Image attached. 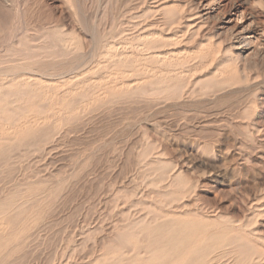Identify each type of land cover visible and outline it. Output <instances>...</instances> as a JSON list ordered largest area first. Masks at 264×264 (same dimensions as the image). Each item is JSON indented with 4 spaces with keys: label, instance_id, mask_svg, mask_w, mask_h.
Masks as SVG:
<instances>
[{
    "label": "rangeland",
    "instance_id": "rangeland-1",
    "mask_svg": "<svg viewBox=\"0 0 264 264\" xmlns=\"http://www.w3.org/2000/svg\"><path fill=\"white\" fill-rule=\"evenodd\" d=\"M113 43L114 60L107 58ZM155 51L171 57L153 59ZM0 69L3 91L36 94L16 105L3 98L0 108L41 118L29 135L0 141V204L34 196L11 214L22 219L0 229V264H91L110 251L120 252L111 263L127 262L145 251L127 247L124 229L176 212L191 215L197 234L236 235L254 260L247 264H264V0H0ZM61 102L58 115L53 106ZM8 111L1 132L17 117ZM173 173L182 187H169ZM223 248L214 251L231 261Z\"/></svg>",
    "mask_w": 264,
    "mask_h": 264
},
{
    "label": "bare ground",
    "instance_id": "bare-ground-1",
    "mask_svg": "<svg viewBox=\"0 0 264 264\" xmlns=\"http://www.w3.org/2000/svg\"><path fill=\"white\" fill-rule=\"evenodd\" d=\"M125 1V0H124ZM123 2V1H122ZM162 6V5H161ZM134 11V10H133ZM119 12V11H118ZM126 12V11H125ZM126 15V14H125ZM191 16V15H190ZM116 18V17H115ZM187 18V17H186ZM130 19V18H129ZM115 21V20H114ZM185 23V22H184ZM175 24H176V22H175ZM185 25V24H184ZM192 25V24H191ZM117 26V25H116ZM163 26V25H162ZM115 28V27H114ZM142 29V28H141ZM139 31V30H138ZM153 32V31H152ZM179 32V31H178ZM76 33V32H75ZM86 33V32H85ZM155 34V33H154ZM158 34V33H157ZM143 35V34H142ZM157 36V35H156ZM160 36V35H159ZM163 36V35H162ZM148 37V36H147ZM152 37V36H151ZM154 37V36H153ZM161 37V36H160ZM47 38V37H46ZM145 38V37H144ZM150 38V37H149ZM149 38L146 40L147 42H151V40H149ZM167 38V37H166ZM170 38V37H169ZM187 38V37H186ZM185 38V39H186ZM58 39V38H57ZM93 39V38H92ZM152 39V38H151ZM171 39H173V38H171ZM50 40V39H49ZM61 40V39H60ZM102 40V39H101ZM105 40V39H104ZM107 40V39H106ZM159 40H161V39H159ZM72 41V40H71ZM92 41V40H91ZM146 41H144V43L146 42ZM153 41H154V39H153ZM21 43V42H20ZM63 43V42H62ZM61 43V44H62ZM19 43L17 42V45H18ZM22 44V43H21ZM69 44H70V42H68V41H66L65 42V44H63V47H64V49L66 50V52L68 51V47H69ZM92 44V43H91ZM114 44V43H113ZM111 45L109 48H108V50L110 49V51H109V53H108V57L107 58H109V57H113V55H116V53L115 52H117V51H115V49H114V46L116 45V44H114V45ZM244 44V43H243ZM54 45V44H53ZM86 45V44H85ZM98 45H99V43H98ZM147 45V44H146ZM162 45V44H161ZM21 46V45H20ZM25 46V45H24ZM39 46V45H38ZM72 46V45H71ZM93 46V45H92ZM143 46V45H142ZM152 46V45H151ZM116 47V46H115ZM147 47H148V45H147ZM155 47H157V45L155 46ZM155 47H152V48H155ZM159 47H160V45H159ZM41 48V47H40ZM43 48V47H42ZM45 48V47H44ZM70 48V47H69ZM76 48V47H75ZM71 49V48H70ZM118 49V48H117ZM149 50L151 49V47L150 48H148ZM23 50V49H22ZM27 50V49H26ZM118 50H120V49H118ZM123 50V49H122ZM159 50V49H158ZM171 50V49H170ZM229 50V49H228ZM11 51V50H10ZM99 51V50H98ZM98 51H96V52H98ZM136 51V50H135ZM165 51V50H164ZM167 51H168V49H167ZM172 51V50H171ZM185 51V50H184ZM200 51V50H199ZM198 51V52H199ZM209 51V50H208ZM28 52H30V51H28ZM57 52V51H56ZM74 52V51H73ZM79 52V51H78ZM93 52V51H92ZM108 52V51H107ZM119 52H121V50L119 51ZM123 53H124V50L122 51ZM156 52V51H155ZM161 52V51H160ZM175 52V51H174ZM183 52V51H182ZM47 53V52H46ZM105 53V52H104ZM127 53V52H126ZM125 53V54H126ZM177 52H175V54H176ZM215 54H216V52H214ZM37 54H39V53H37ZM62 54V53H61ZM67 54V53H66ZM66 54H64V56L66 55ZM121 54V53H120ZM129 54V53H128ZM135 54V53H134ZM175 54H174V56H175ZM220 54H221V52H220ZM31 55H32V53H31ZM41 55V54H40ZM51 55H53V54H51ZM55 55V54H54ZM57 55V54H56ZM122 56H124L123 54H121ZM121 55H118V57L120 56L121 57ZM146 55V54H145ZM147 55H150V53L149 54H147ZM172 55V54H171ZM236 55V54H235ZM19 56V55H18ZM21 56V55H20ZM29 56V55H28ZM63 56V57H64ZM89 56H91L90 54H89ZM117 56V55H116ZM153 56H154V58L153 59H155V58H157V59H159V60H161L162 62L163 61H165V60H169L170 59V55L169 54H166L165 52L164 53H158V52H156V53H153ZM186 56V55H185ZM206 56V55H205ZM25 57V56H24ZM104 57V56H103ZM127 57H128V55H127ZM132 57V56H131ZM138 57H139V55H138ZM148 57V56H147ZM182 57V56H181ZM203 57V56H202ZM31 58V57H30ZM75 58H76V56H75ZM90 58V57H89ZM88 58V59H89ZM126 58V57H125ZM143 58H145V56L143 57ZM228 58V57H227ZM43 59V58H42ZM121 59H124L123 57L121 58ZM145 59H147V58H145ZM149 59V58H148ZM174 59V58H173ZM177 59V58H176ZM180 59V58H179ZM203 59V58H202ZM209 59V58H208ZM224 59V58H223ZM113 60H114V57H113ZM117 60H118V58H117ZM120 60V59H119ZM41 61V60H40ZM69 61V60H68ZM72 61V60H71ZM88 61H90V60H88ZM96 61V60H95ZM100 61V60H99ZM180 61V60H179ZM178 61V62H179ZM226 61H228L227 59H226ZM32 62V61H31ZM91 62V61H90ZM118 62V61H117ZM123 62V61H122ZM142 62V61H141ZM161 62V63H162ZM172 62V61H171ZM221 62V61H220ZM23 63V62H22ZM40 63V62H39ZM97 63H101V62H97ZM103 63H105V62H103ZM120 63V62H119ZM202 63V62H201ZM35 64H36V62H35ZM47 64V63H46ZM78 64V63H77ZM81 64V63H80ZM79 64V65H80ZM106 64V63H105ZM121 64V63H120ZM203 64V63H202ZM17 66H18V63L16 64ZM57 65V64H56ZM60 65V64H59ZM99 65V64H98ZM102 65V64H101ZM100 65V66H101ZM104 65V64H103ZM102 65V66H103ZM141 65V64H140ZM146 65V64H145ZM160 65V64H159ZM215 65V64H214ZM222 64H220V65H218V66H221ZM22 66V65H21ZM27 66V65H26ZM101 66V67H102ZM161 66H162V64H161ZM166 66V65H165ZM164 65H163V67H165ZM218 66H217V69L216 70H218L219 68H218ZM29 67V66H28ZM28 67H26V68H28ZM33 67V66H32ZM70 67V66H69ZM168 67V66H167ZM227 67V66H226ZM12 68V67H11ZM38 68V67H37ZM36 68V69H37ZM50 68V67H49ZM52 68V67H51ZM68 68V67H67ZM93 68V67H92ZM95 68V67H94ZM104 68V67H103ZM156 68V67H155ZM161 67H159V69H160ZM194 68V67H193ZM8 69V68H7ZM39 69V68H38ZM41 69V68H40ZM98 69V68H97ZM136 69L138 70L139 68H137L136 67ZM142 69V68H141ZM144 69V68H143ZM146 69V68H145ZM212 69V68H211ZM220 69H222V68H220ZM220 69L218 70V71H220ZM1 70V69H0ZM5 70V69H4ZM66 70V69H65ZM161 70H164V69H161ZM161 70H159L160 72L158 73V75L160 74H162V71ZM171 70V69H170ZM215 70V71H216ZM232 70H234V69H232ZM231 70V71H232ZM236 70V69H235ZM234 70V71H235ZM19 72H20V70H18ZM39 71V70H38ZM45 71V70H44ZM53 71H55V70H53ZM57 71V70H56ZM67 71V70H66ZM133 71H135L136 72V70L134 69ZM145 71V70H144ZM157 71V70H156ZM168 71V70H167ZM172 71V70H171ZM233 71V72H234ZM24 72V71H23ZM32 71H30V73H31ZM36 72V71H35ZM125 72V71H124ZM138 72V71H137ZM175 72V71H174ZM48 73V72H47ZM60 73V72H59ZM69 73V72H68ZM80 73V72H79ZM144 73V72H143ZM143 73H141V74H143ZM150 73H152V71L150 72ZM149 73V74H150ZM172 73H173V71H172ZM184 73H186V72H184ZM43 74V73H42ZM64 74H66V73H64ZM139 74H140V72H139ZM168 74V73H167ZM214 74H215V72H214ZM213 74V78H214V75ZM3 75V74H2ZM6 75V74H5ZM9 75H11V74H9ZM38 75V74H37ZM48 75V74H47ZM52 75H53V73H52ZM51 75V76H52ZM57 75V74H56ZM111 75V74H110ZM124 75H126V73L124 74ZM128 75H129V73H128ZM144 75H146V74H144ZM152 75H154V74H152ZM158 75H157V77H158ZM222 75V74H221ZM241 75V74H240ZM63 76V75H62ZM73 76H74V74H73ZM166 76V75H165ZM4 77V76H3ZM32 77V76H31ZM34 77V76H33ZM42 77V76H41ZM48 77V76H47ZM53 77V76H52ZM71 77H72V75H71ZM77 77V75L75 74V76L73 77V78H76ZM124 77H126V76H124ZM130 78H128L129 80L131 79V76H129ZM148 77H149V75H148ZM148 77H147V79H148ZM151 77H153V76H151ZM170 77V76H169ZM203 77V76H202ZM38 78V77H37ZM70 78V77H69ZM141 78V77H140ZM144 78V77H143ZM142 78V79H143ZM167 78V77H166ZM40 79V78H39ZM66 79V78H65ZM67 79H68V77H67ZM71 79V78H70ZM78 79V78H77ZM127 79V80H128ZM144 79H146V78H144ZM25 80V79H24ZM23 80V81H24ZM42 80V79H41ZM44 80V79H43ZM64 80V79H63ZM69 80V79H68ZM75 80V82H76V79H74ZM73 80V81H74ZM126 80V79H125ZM138 80V82L139 81H143V80H139V79H137ZM149 80V79H148ZM165 80V79H164ZM121 81H122V79H121ZM230 81V80H229ZM53 82V81H52ZM79 82V81H78ZM119 82V81H118ZM124 83H125V81H123ZM127 82V81H126ZM131 82V81H130ZM171 82H173L174 83V81H172L171 80ZM171 82H169V83H171ZM225 82V85H227L229 82L228 81H224ZM228 82V83H227ZM233 82V81H232ZM56 83V82H55ZM72 83H74V82H72ZM117 82H115L114 84H116ZM128 83V82H127ZM132 83H133V81H132ZM137 83V82H136ZM175 83H176V81H175ZM222 83V82H221ZM15 84V83H14ZM19 84V83H18ZM17 84V85H18ZM24 84V83H23ZM61 84V83H60ZM75 84H77V83H75ZM79 84H80V82H79ZM112 84V83H111ZM121 84H123V83H121ZM120 84V85H121ZM158 84V83H157ZM161 84V83H160ZM159 84V87L161 86ZM217 84H219V83H217ZM231 84V83H230ZM230 84H228V85H230ZM2 85V84H1ZM25 85V84H24ZM28 85V84H27ZM66 85H67V83H66ZM69 85H70V83H69ZM108 85V84H107ZM167 86H168V84H166ZM111 86V85H110ZM110 86H108L109 88H110ZM123 86V85H122ZM164 86V85H163ZM162 86V87H163ZM170 86H172V83H171V85ZM211 86H213V85H211ZM221 86H222V84H221ZM23 87V86H22ZM28 87H31V86H28ZM118 87H119V85H118ZM161 87V88H162ZM176 87V86H175ZM182 87V86H181ZM215 87H218L217 85L215 86ZM214 87V88H215ZM219 87H220V85H219ZM8 88V89H7ZM7 90L6 91H3L2 90V88H1V86H0V100L2 99L3 100V98H10V99H14L12 102H13V104H18V102H19V99L20 98H24V97H27V98H29V97H34V96H36V94H35V89H32V88H30V89H24V91H21V87L19 86V88H21L20 89V91L18 92H16V90H14V87H8L7 86ZM117 88V87H116ZM125 88H127V87H125ZM140 88V87H139ZM3 89H5V87L3 88ZM70 89V88H69ZM68 89V90H69ZM133 88H131V90H132ZM228 89V88H227ZM67 90V91H68ZM71 90V89H70ZM73 90H75V89H73ZM113 90V89H112ZM137 90V89H136ZM154 90V89H153ZM172 90H173V88H172ZM172 90L170 89V91H169V93L170 92H172ZM178 90V89H177ZM181 90H183V89H181ZM37 91H40V90H37ZM42 91V90H41ZM66 91V93H64L65 95H62L63 97L65 96V98H61L62 100H64V99H66V100H68L66 97H69V95L68 94H70V92L68 93ZM159 91V90H158ZM184 91V90H183ZM137 92V91H136ZM167 92V91H166ZM175 92H179L180 94H177V96L178 97H180L181 96V91H175ZM175 92H173L174 93V95H175ZM68 93V94H67ZM111 92H109L108 94H110ZM138 93V92H137ZM172 93V94H173ZM183 93V96H184V92H182ZM218 93V92H217ZM42 95L44 94L43 93V91H42V93H41ZM68 96H67V95ZM163 94V93H162ZM171 94V93H170ZM169 94V95H170ZM171 94V95H172ZM185 94H187V93H185ZM192 93H190V95H191ZM47 95V94H46ZM102 95H104V96H106L107 97V92H104V93H102ZM170 95V96H171ZM173 95V96H174ZM216 96V95H215ZM43 97H45V96H43ZM156 97V96H155ZM47 98V97H46ZM53 98V97H52ZM51 98V99H52ZM55 98V97H54ZM70 98V97H69ZM142 98V97H141ZM163 98V97H162ZM161 98V99H162ZM182 98V97H181ZM208 98H210V97H208ZM214 98V97H213ZM18 99V100H17ZM41 99V98H40ZM43 99V98H42ZM119 99V98H118ZM143 99V98H142ZM144 99H146V98H144ZM151 99V98H150ZM155 99H157V98H155ZM176 99H177V97H176ZM6 100V99H5ZM78 100V99H77ZM147 101L149 100V99H146ZM158 100V99H157ZM160 100V99H159ZM166 100H168V99H166ZM173 100V99H172ZM193 100V99H192ZM199 100V99H198ZM4 101V100H3ZM8 101V100H7ZM17 101V103H14V102H16ZM26 101V100H25ZM32 100H30V102H31ZM69 101H71V100H69ZM111 101V100H110ZM115 101V100H114ZM117 101V100H116ZM138 101V100H137ZM141 101V100H140ZM156 101V100H155ZM178 101V100H177ZM6 102V101H5ZM21 102H24V101H21ZM42 101H40L39 102V105H37L38 107L41 105L40 103H41ZM85 102V101H84ZM84 102H83V104H84ZM165 102V101H164ZM7 104H8V102H6ZM62 103V102H61ZM73 103V102H72ZM114 103V102H113ZM148 103V102H147ZM154 104H155V102H153ZM160 103H162V102H160ZM6 104V105H7ZM12 104V103H11ZM71 104V103H70ZM91 104H93V103H91ZM116 104V103H115ZM126 104V103H125ZM168 104V103H167ZM14 105V106H15ZM20 105H21V103H20ZM55 105V104H54ZM58 104L56 103V106H53L54 108L53 109H55L56 111H55V113H57L58 115H60V111H61V109L62 108H65L66 107V105H65V103H62V104H60V105H58ZM88 103L86 102L85 103V107H88ZM107 105V104H106ZM147 105V104H146ZM177 105V104H176ZM10 106V105H9ZM8 106V107H9ZM25 106H28V104L27 105H25ZM41 106H43V105H41ZM149 106V105H148ZM147 106V107H148ZM158 106V105H157ZM171 106V105H170ZM7 107V106H6ZM29 107V106H28ZM35 107V106H34ZM49 107V106H48ZM126 107V106H125ZM142 107V106H141ZM9 108H11L10 110L11 111H13L14 113H15V115L17 116L16 118L15 117H13V118H15V119H13L12 118V120H13V122H12V124H8V122H7V120L6 119H2L3 120V122L5 121V122H7V130H3L2 132L0 131V141H4V142H14V140L15 139H17L19 136L21 137V136H26V135H29L32 131H34L35 130V128H37L38 127V124H39V120L41 119V118H39V119H37V118H33L32 116H29V115H27V113H28V111L27 112H25V113H16V111H14L13 110V107H9ZM9 108H7L8 110H9ZM21 108V107H20ZM44 108V107H43ZM42 108V109H43ZM50 108H51V106H50ZM107 108H108V106H107ZM129 108V107H128ZM155 108V107H154ZM5 110V109H2V108H0V117L3 115V114H5L4 116H7V117H9L8 115H6V113H7V111L8 110ZM27 109V108H26ZM109 109V108H108ZM111 109V108H110ZM9 110V111H10ZM20 110H25V108L24 109H20ZM65 110V109H64ZM107 110V109H106ZM116 110V109H115ZM147 110V109H146ZM8 111V112H9ZM36 111V110H35ZM44 111V110H43ZM94 111H95V109H94ZM98 111V110H97ZM123 111V110H122ZM152 111V110H151ZM22 112V111H21ZM67 112V111H66ZM77 112H78V110H77ZM100 112V111H99ZM113 112V111H112ZM134 112V111H133ZM54 113V114H55ZM71 113V112H70ZM72 113H73V111H72ZM75 113V112H74ZM111 113V112H110ZM9 114V113H8ZM29 114V113H28ZM53 114V115H54ZM66 114V113H65ZM87 115V114H86ZM4 116H2V118L4 117ZM10 116H11V114H10ZM67 116V115H66ZM92 116V115H91ZM105 116V115H104ZM154 116V115H153ZM45 116H43V118H44ZM11 118V117H10ZM10 118H8V121L10 120ZM48 118V117H47ZM107 118H109V117H107ZM55 119H56V116H55ZM59 119V118H58ZM58 119H56L57 121H59ZM93 119V118H92ZM87 120H89V119H87ZM142 120V119H141ZM48 121V120H47ZM83 121H85V120H83ZM45 122H46V120H45ZM44 122V123H45ZM86 122V121H85ZM55 123H57V122H55ZM88 123V122H87ZM86 123V124H87ZM139 123V122H138ZM6 123H4V125H5ZM91 124V123H90ZM2 125V124H1ZM3 125V126H4ZM74 125H75V123H74ZM3 126H1V128L3 127ZM57 126V125H56ZM92 126V125H91ZM86 127V126H85ZM4 129H5V126L3 127ZM41 128V127H40ZM82 129V128H81ZM53 130V129H52ZM66 130V129H65ZM80 130V129H79ZM83 130V129H82ZM122 130V129H121ZM120 130V131H121ZM73 131V130H72ZM78 131V130H77ZM67 132V131H66ZM71 132V131H70ZM112 132V131H111ZM128 132V131H127ZM72 133V132H71ZM84 133V132H83ZM110 133V132H109ZM40 135V134H39ZM54 135H56V134H54ZM61 135V134H60ZM64 135V134H63ZM68 135H70V134H68ZM73 135V134H72ZM86 135V134H85ZM115 136V135H114ZM33 137V136H32ZM62 137V136H61ZM106 137V136H105ZM31 138V137H30ZM41 138H42V136H41ZM72 138V137H71ZM40 140V139H39ZM63 140V139H62ZM109 140H111V139H109ZM33 141V140H32ZM49 141V140H48ZM56 141V140H55ZM59 141V140H58ZM31 142V141H30ZM39 142V141H38ZM44 142V141H43ZM70 142V141H69ZM106 142V141H105ZM37 143V142H36ZM50 143V142H49ZM153 143V142H152ZM56 144V143H55ZM61 144V143H60ZM84 144V143H83ZM46 145H47V143H46ZM46 145H45V147H46ZM73 145V144H72ZM122 145V144H121ZM11 146V145H10ZM157 146V145H156ZM43 147H44V144H43ZM73 147H75V146H73ZM148 147H150V146H148ZM158 147V146H157ZM53 148H54V146H53ZM113 148V147H112ZM117 148V147H116ZM123 148V147H122ZM133 148V147H132ZM145 148V147H144ZM28 149V148H27ZM40 149V148H39ZM44 149V148H43ZM83 149V148H82ZM155 149V148H154ZM165 149V148H164ZM26 150V149H25ZM36 150V149H35ZM71 149H69V151H70ZM81 150V149H80ZM87 150V149H86ZM118 150V149H117ZM122 150V149H121ZM127 150H128V148H127ZM28 151V150H27ZM30 151V150H29ZM49 151V150H48ZM93 151V150H92ZM151 151V150H150ZM168 151V150H167ZM214 151V150H213ZM66 152V151H65ZM162 152V151H161ZM199 152V151H198ZM46 153V152H45ZM59 153V152H58ZM80 153V152H79ZM96 153V152H95ZM125 153V152H124ZM140 153V152H139ZM149 153L150 152H148V155H149ZM156 153V152H155ZM26 154V153H25ZM24 154V155H25ZM135 154V153H134ZM168 154V153H167ZM6 155H7V153H6ZM36 155V154H35ZM87 155V154H86ZM100 155V154H99ZM117 155V154H116ZM156 155V154H155ZM157 155H159V154H157ZM4 156V155H3ZM83 156V155H82ZM90 156V155H89ZM26 157V156H25ZM67 157V156H66ZM69 157V156H68ZM159 157V156H158ZM92 158V157H91ZM58 159H60V158H58ZM71 159V158H70ZM79 159H80V157H79ZM88 159V158H87ZM95 159V158H94ZM37 161H39V160H37ZM50 161V160H49ZM113 161V160H112ZM161 162V161H160ZM163 162V161H162ZM171 162V161H170ZM1 163V162H0ZM20 163V162H19ZM70 163V162H69ZM76 163V162H75ZM135 163V162H134ZM154 163V162H153ZM157 163V162H156ZM56 164V163H55ZM73 164V163H72ZM52 165V164H51ZM97 165V164H96ZM154 165V164H153ZM19 166V165H18ZM77 166V165H76ZM80 166V165H79ZM85 166V165H84ZM102 166V165H101ZM73 167V166H72ZM81 167V166H80ZM162 167V166H161ZM178 167V166H177ZM52 168V167H51ZM62 168V167H61ZM93 168V167H92ZM121 168V167H120ZM77 169V168H76ZM102 169V168H101ZM139 169V168H138ZM173 169V168H172ZM85 170V169H84ZM96 170V169H95ZM105 170V169H104ZM130 170V169H129ZM79 171V170H78ZM89 171V170H88ZM122 171V170H121ZM124 171V170H123ZM170 171V170H169ZM168 171V172H169ZM59 172V171H58ZM57 172V173H58ZM61 172V171H60ZM81 172V171H80ZM53 173V172H52ZM90 173V172H89ZM60 174V173H59ZM179 174V173H178ZM68 175V174H67ZM27 176V175H26ZM74 176V175H73ZM72 176V177H73ZM25 177V176H24ZM55 177V176H54ZM17 178V177H16ZM96 178V177H95ZM166 178H167V176H166ZM11 179V178H10ZM97 179V178H96ZM95 179V180H96ZM162 179V178H161ZM161 179H159V181L161 180ZM168 179H169V187H171L172 188V186H174V184L175 183H177V185H178V182H179V179H177V174L175 173H173L171 176H169L168 177ZM58 180V179H57ZM149 180V179H148ZM181 180V179H180ZM92 181V180H91ZM155 181V180H154ZM165 181V180H164ZM59 182H60V180H59ZM79 182V181H78ZM158 182V181H157ZM35 183V182H34ZM46 183H48V181L46 182ZM51 183H53V182H51ZM50 183V185H52ZM81 183V182H80ZM160 183H161V181H160ZM159 183V184H160ZM12 184V183H11ZM42 184V183H41ZM56 184V183H55ZM150 184V183H149ZM26 185V184H25ZM40 185V184H39ZM42 185H44V183L42 184ZM57 185V184H56ZM63 185V184H62ZM92 185V184H91ZM179 185L182 187V185H181V181L179 182ZM179 185H178V187H179ZM32 186H33V184H32ZM36 186V185H35ZM90 186V185H89ZM153 186V185H152ZM165 186H167V185H165ZM175 186H176V184H175ZM40 187V186H39ZM44 187V186H43ZM52 187V186H51ZM91 187V186H90ZM109 187V186H108ZM53 188H54V186H53ZM88 188V187H87ZM124 188V187H123ZM46 189V188H45ZM50 189V188H49ZM85 189V188H84ZM24 190V189H23ZM33 190V189H32ZM120 190V189H119ZM117 191V190H116ZM15 192V191H14ZM26 192V191H25ZM20 193V192H19ZM38 193H39V191H38ZM45 193V192H44ZM43 193V194H44ZM51 193V192H50ZM9 194V193H8ZM24 194H28V193H24ZM24 194H22V195H20L21 196V198H19L18 200H17V197L14 199L15 201L17 200L18 201V203H16L15 201H13L12 199V197H15V196H12L11 198L12 199H10V198H8L7 200H5L2 204H0V229L1 230H6L7 231V229H9L8 227L9 226H11L12 224H14V222H13V220H16V219H18V218H21V213H18L17 215H15L14 217H11V214L13 213V212H17V211H19L20 209H23L28 203H30L31 202V199L32 198H30L32 195H24ZM37 194V193H36ZM41 194V193H40ZM121 194V193H120ZM154 195H155V193H153ZM10 195V194H9ZM51 195V194H50ZM57 195H58V193H57ZM167 195V194H166ZM165 195V196H166ZM0 196H1V193H0ZM11 196V195H10ZM39 196V195H38ZM156 196V195H155ZM158 196V195H157ZM156 196V197H157ZM164 196V198H166L167 196H170V195H167L166 197ZM174 196V195H173ZM19 197V196H18ZM33 198H34V196H32ZM36 197V196H35ZM39 197H41V195L39 196ZM143 197V196H142ZM171 198L170 199H173L172 198V196H170ZM187 197V196H186ZM45 198V197H44ZM41 199V198H40ZM64 199V198H63ZM169 199V200H170ZM174 199H175V197H174ZM174 199H173V201H174ZM177 199V198H176ZM51 200V199H50ZM50 200H49V202H50ZM154 200V199H153ZM168 200V199H167ZM179 200H180V198H179ZM178 200V201H179ZM182 200V199H181ZM157 201V200H156ZM161 201V200H160ZM171 201V200H170ZM176 201V200H175ZM54 202V201H53ZM165 202V201H164ZM163 202V203H164ZM169 202V201H168ZM167 202V203H168ZM35 203V202H34ZM123 203V202H122ZM160 204H161V202H159ZM38 204V203H37ZM45 204V203H44ZM47 204H48V202H47ZM52 204V203H51ZM51 204H49V205H51ZM165 204V203H164ZM46 206V205H45ZM120 206V205H119ZM74 207V206H73ZM174 208V207H173ZM176 208V207H175ZM114 209V208H113ZM141 209V208H140ZM170 209H172V208H170ZM35 210V209H34ZM157 210H159V209H157ZM169 210V209H168ZM32 211V210H31ZM128 211V210H127ZM135 211V210H134ZM37 212V211H36ZM120 212V211H119ZM123 212V211H122ZM146 212V211H145ZM151 212V211H150ZM149 212V214H145L146 216L147 215H151V213ZM159 212V211H158ZM161 212V211H160ZM163 212V211H162ZM184 212V211H183ZM195 212V211H194ZM33 213V212H32ZM121 213V212H120ZM147 213V212H146ZM154 213V212H153ZM164 213V212H163ZM168 213V212H167ZM173 213V212H172ZM175 213V212H174ZM36 214V213H35ZM131 214H132V212H131ZM155 214V215H154ZM152 216H150L149 218L148 217H144V218H142V219H140L139 221L138 220H136L135 222H131V223H133L132 225L131 224H129L128 225V227H126L125 229H124V231H123V233H122V235L119 233V236L121 237V240H123L124 242L125 241H127V247L129 246V243L130 242H135V243H139L141 246H138V245H135L138 249H140V251H141V249L142 248H144V251L145 252H142V254H144L143 256H140L139 254H141V253H139L138 255H137V253H133L134 252V250H136L137 248L135 247L134 249H133V251H132V255L133 256H135V254H136V257L135 258H131L132 260H129V261H127V262H120V261H118V263H111L112 261H114V260H112V259H110V256H111V258H112V256H114L115 254H117V253H113L114 255H112V254H110L111 253V251H110V253H107V254H105V256H103V258H101V259H97V260H95L93 263H91V264H247V262H248V260L250 261V259H251V261L250 262H252V258H250V252H249V254H246V253H242V251H243V246H244V244H243V242L241 241V238H239V237H236V235L233 237V236H231V234H230V237H225V236H227V235H224V234H222V231H223V229H222V231H221V235L223 236L224 235V237H222L221 235L220 236H217V235H214L215 234V231L213 232V234H209V232H200L199 234H197V230H198V225H195V224H193V218L191 217V215H185V217H182L181 216V214L179 215H177V212H176V214H170V213H168V214H170V215H167V214H165V215H159V213L156 215V213H154ZM186 214V213H185ZM23 215V214H22ZM40 215V214H39ZM115 216V215H114ZM134 216V215H133ZM144 216V215H143ZM192 216H193V214H192ZM195 216V215H194ZM258 216V215H257ZM37 217V216H36ZM50 217H52V216H50ZM221 217V216H220ZM219 217V218H220ZM41 218V217H40ZM46 218V217H45ZM22 219V218H21ZM26 219V218H25ZM31 219V218H30ZM35 219H37V218H35ZM35 219H33V220H35ZM196 220V219H195ZM227 220V219H226ZM117 221V220H116ZM119 221V220H118ZM197 221V220H196ZM24 222H25V220H24ZM24 222H22V223H24ZM233 223V222H232ZM254 223V222H253ZM80 224V223H79ZM109 224V223H108ZM196 224H197V222H196ZM131 225V226H130ZM221 226V225H220ZM122 227H125V226H122ZM121 227V228H122ZM31 228V227H30ZM74 228H76V227H74ZM119 228H120V226H119ZM11 229V228H10ZM19 229V228H18ZM116 229V228H115ZM203 229V228H202ZM27 230H28V228H27ZM31 230V229H30ZM204 230V229H203ZM210 230V229H209ZM16 231V230H15ZM15 231H14V233H15ZM110 231V230H109ZM117 231V230H116ZM208 231V230H207ZM211 231V230H210ZM225 231H226V229H225ZM16 232H18V231H16ZM29 232V231H28ZM105 232V231H104ZM108 232V231H107ZM230 232V231H229ZM3 233V232H2ZM12 233V232H11ZM13 233V234H14ZM118 233V232H117ZM210 233H212V231L210 232ZM242 233H244V232H242ZM22 234V233H21ZM24 234V233H23ZM80 234V233H79ZM114 234V233H113ZM216 234H217V232H216ZM220 234V233H219ZM226 234V233H225ZM7 235V234H6ZM9 235V234H8ZM18 235V234H17ZM115 235V234H114ZM118 235V234H117ZM233 235V234H232ZM238 235V234H237ZM10 236V235H9ZM141 236V241H138V237H140ZM259 236V235H258ZM3 237V236H2ZM7 237V236H6ZM11 237H12V235H11ZM20 237V236H19ZM111 237V236H110ZM118 237V236H117ZM116 237V238H117ZM247 237V236H246ZM250 237V236H249ZM8 238V237H7ZM6 238V239H7ZM21 238V237H20ZM84 238V237H83ZM119 238V237H118ZM237 238H239V239H237ZM248 238V237H247ZM27 239V238H26ZM25 239V240H26ZM80 239V238H79ZM112 239V238H111ZM120 239V238H119ZM140 239V238H139ZM115 240V239H114ZM74 241V240H73ZM101 241V240H100ZM120 241V240H119ZM247 241V240H246ZM118 242V241H117ZM121 242V241H120ZM20 243V242H19ZM111 243V242H110ZM126 243V242H125ZM9 244V243H8ZM15 244V243H14ZM131 244V243H130ZM77 245H79V244H77ZM110 245V244H109ZM132 245L133 244H131V248H132ZM249 245V244H248ZM105 246H106V244H105ZM108 246V245H107ZM106 246V247H107ZM134 246V245H133ZM223 246H224V248H223ZM16 247V246H15ZM118 247H119V245H118ZM122 247V246H121ZM124 247V246H123ZM130 247V246H129ZM140 247V248H139ZM220 247H221V249L223 248V249H226L225 247H227V248H229V250H230V248H231V252H230V254L232 255V257L230 256V254H229V256L232 258L231 259V261H228V259L226 260V261H223L222 260V258L224 257V253H222V254H217L216 252H218V251H214V249L215 250H219L220 249ZM261 247V246H260ZM131 248H130V250H131ZM118 249V248H117ZM119 249H120V251H122L121 250V248L119 247ZM118 249V250H119ZM124 249V248H123ZM129 249V248H128ZM137 249V250H138ZM242 249V250H241ZM249 249H252L251 247H249ZM99 250H100V248H99ZM112 250V249H111ZM117 250V251H118ZM136 250V251H137ZM143 250V249H142ZM228 249H226V251H227ZM116 251V250H115ZM219 251H221V250H219ZM246 251V250H245ZM104 252H106V250L104 251ZM131 252V251H130ZM229 251H227L226 253H228ZM109 254V258H107L108 255ZM118 254H120V252H118ZM117 254V255H118ZM122 254V253H121ZM131 254V253H130ZM223 255V256H222ZM116 256V255H115ZM120 256H122V255H120ZM133 256H131L130 255V257H133ZM254 256V255H253ZM263 256V255H262ZM261 255H260V257H262ZM251 257H252V255H251ZM255 257V256H254ZM228 258V257H227ZM257 258V257H256ZM67 259V258H66ZM111 261H109V260ZM119 258H117L116 257V261L118 260ZM121 259V258H120ZM263 259V258H262ZM230 260V259H229ZM78 261V260H77ZM109 261V262H108ZM254 261V260H253ZM256 262H257V260H256ZM260 262V261H259ZM259 262H257V263H259ZM63 263V262H62ZM254 264H256L255 262H253ZM252 263V264H253Z\"/></svg>",
    "mask_w": 264,
    "mask_h": 264
}]
</instances>
